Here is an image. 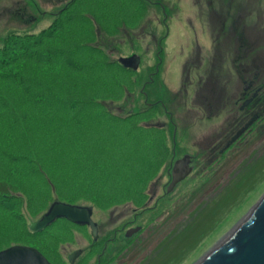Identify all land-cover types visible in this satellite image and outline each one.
Wrapping results in <instances>:
<instances>
[{
    "label": "rangeland",
    "instance_id": "374dc122",
    "mask_svg": "<svg viewBox=\"0 0 264 264\" xmlns=\"http://www.w3.org/2000/svg\"><path fill=\"white\" fill-rule=\"evenodd\" d=\"M67 2L0 0V46L12 33L46 29ZM116 27L111 28L114 32L103 31L96 24L109 58L137 55L140 61L131 88L105 102L122 115L155 105L147 123L165 128L171 154L150 183L146 202L96 204L81 197L76 205L93 207L105 241L127 220L146 227L150 237L142 246L134 244L136 256L130 264L147 254L150 264H195L232 232L264 193V123L231 153L229 173L219 167L205 169L211 160L207 150L224 147L250 118L242 119L240 111L243 81L253 80L254 86L264 82V0H151L137 20ZM185 153L204 155L205 161L155 205L158 199L152 197L165 192L172 163ZM52 204L24 213L27 225L40 220ZM67 225L70 228L58 230V254L49 252L54 264H69L74 250L92 242L87 228L69 221ZM188 226L195 230L192 236ZM28 241L20 234L11 243L35 246ZM117 246L109 243L108 251ZM84 258L95 262L94 254L87 252L76 264H84Z\"/></svg>",
    "mask_w": 264,
    "mask_h": 264
},
{
    "label": "trees",
    "instance_id": "16d2710c",
    "mask_svg": "<svg viewBox=\"0 0 264 264\" xmlns=\"http://www.w3.org/2000/svg\"><path fill=\"white\" fill-rule=\"evenodd\" d=\"M150 1L68 0L46 29L0 46V251L21 234L48 259L57 253L68 221L34 232L24 214L51 201L148 200L171 154L165 128L147 123L155 105L122 115L105 102L131 88L135 70L109 58L96 24L117 31Z\"/></svg>",
    "mask_w": 264,
    "mask_h": 264
},
{
    "label": "water",
    "instance_id": "95a60500",
    "mask_svg": "<svg viewBox=\"0 0 264 264\" xmlns=\"http://www.w3.org/2000/svg\"><path fill=\"white\" fill-rule=\"evenodd\" d=\"M119 61L124 66L136 70L140 58L133 55ZM192 170L189 155L179 159L173 167V178L167 192H172L176 185L184 180ZM91 209V207L55 202L40 220L31 223V230L34 232L43 231L55 220L67 219L74 223L90 224L92 234L97 239L98 229L91 218ZM140 229V227H136L130 230L127 235L132 236ZM80 254L81 251L74 252L70 257V262L74 263ZM0 257H3L4 264H51L40 250L29 245L20 244L4 249L0 251ZM195 264H264V193L232 232Z\"/></svg>",
    "mask_w": 264,
    "mask_h": 264
},
{
    "label": "flooded vegetation",
    "instance_id": "af4514ba",
    "mask_svg": "<svg viewBox=\"0 0 264 264\" xmlns=\"http://www.w3.org/2000/svg\"><path fill=\"white\" fill-rule=\"evenodd\" d=\"M243 82H244L243 92H242L243 102L240 106V111H242V113H243L242 119H246L249 116H250V118L243 126H241L235 132V134H233L231 136V138L227 139L224 147H222V148L212 147L211 149L207 150L206 153L209 156L208 159H211V160L207 163V165L205 166V169L219 167L220 170H227L226 172L229 173V171H228V169H229L228 165L229 164L228 163H229L231 155H232L231 153H234L235 150L237 151V149H239L241 147V145L246 141L247 136H249L251 133H254L255 130L258 127H260L261 124L264 123V86H263V84L259 83L258 85L254 86L256 82L253 80H250V79H249V81L244 80ZM238 134H240V135L238 136ZM184 156H186V153L184 154ZM189 156H190V166L193 167V171L195 170L196 167H198L199 161H200V164H203L205 161L204 155L197 157L196 155L190 154ZM179 159H182V158H179ZM179 159H176L172 163L171 170L169 171L170 181L164 187L165 192L162 195H160L159 197H157V194L155 197L151 196L153 198V200L158 199V202H156L155 205H158L157 203H159L160 200L162 202L163 200L166 199L165 197L170 196L176 190L177 186L180 184V182H179L171 193L167 192V188H168L169 184L172 182V178H173L172 177L173 167H174L176 161H178ZM186 179H184L183 181H185ZM215 186H214V188H215ZM78 206L91 207L92 208L91 209L92 210L91 218L97 225L98 237H97V239L94 238V236L92 234V227L90 224H88V223H74V222H71L68 220L69 222L73 223L74 225L81 226L82 228H87L89 230V233H90L91 238H92V242H90L89 246L86 245L85 247H83L81 249H76L68 256L69 264H76L77 260L79 258H81L82 256L86 255L87 252H90V254H92V256L94 254L95 262H90V264H130V263H132L134 257L136 256V254L132 255V253L135 250L134 244L136 242H138L137 243L138 246H142L143 244L146 243L147 239L150 237L149 231L145 230L146 227L143 225H139V224H133L134 219L127 220V223H125V225L118 228V230L115 233V236L108 237L107 240L105 241L103 239V236L101 237V233H100L102 223L99 219L96 218V214L93 210V207L89 206V205H78ZM153 207L154 206H151L149 208L151 209ZM134 218H137V217H134ZM136 227H140L141 229L138 232L134 233L132 236L127 235V233L130 230H132ZM144 233H145V236L143 238H145V239H142V241H140L139 237L142 236ZM118 235H123V238L125 241H121L122 239H120L121 237H119ZM163 239L164 238H161V240L159 241L160 245L164 242ZM109 243H117L118 244V246L115 248L114 251H112V253L108 251ZM155 248H152V250L150 252L152 253L153 250H155ZM76 251H81V254L79 257H77V259L75 260L74 263H71L70 257ZM147 256H148V254L143 259H141L138 264H150L152 261L151 262L149 260L145 261ZM86 258H84L85 260L83 262H84V264H89L88 259H86Z\"/></svg>",
    "mask_w": 264,
    "mask_h": 264
},
{
    "label": "snow or ice",
    "instance_id": "6c2138e0",
    "mask_svg": "<svg viewBox=\"0 0 264 264\" xmlns=\"http://www.w3.org/2000/svg\"><path fill=\"white\" fill-rule=\"evenodd\" d=\"M0 264H4L3 257H0Z\"/></svg>",
    "mask_w": 264,
    "mask_h": 264
},
{
    "label": "bare ground",
    "instance_id": "6f19581e",
    "mask_svg": "<svg viewBox=\"0 0 264 264\" xmlns=\"http://www.w3.org/2000/svg\"><path fill=\"white\" fill-rule=\"evenodd\" d=\"M49 261H50V260H49ZM74 262H75V261H74ZM50 263L53 264L52 261H50Z\"/></svg>",
    "mask_w": 264,
    "mask_h": 264
}]
</instances>
